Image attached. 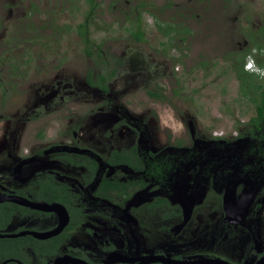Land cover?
<instances>
[{"label":"flooded vegetation","instance_id":"flooded-vegetation-1","mask_svg":"<svg viewBox=\"0 0 264 264\" xmlns=\"http://www.w3.org/2000/svg\"><path fill=\"white\" fill-rule=\"evenodd\" d=\"M231 2L219 15L230 29L226 55L238 72L255 48L264 68L262 12ZM190 20L163 28L193 40ZM94 77L89 84L108 92L105 75ZM188 122V137L158 149L150 123L127 119L115 128L144 143L102 152L41 133L0 142V264H264V131L247 122L232 139L200 138Z\"/></svg>","mask_w":264,"mask_h":264},{"label":"rangeland","instance_id":"rangeland-1","mask_svg":"<svg viewBox=\"0 0 264 264\" xmlns=\"http://www.w3.org/2000/svg\"><path fill=\"white\" fill-rule=\"evenodd\" d=\"M236 1L254 6L264 18V0H232L231 7ZM92 4L0 0V142L27 143L41 133L57 144L71 145L79 138L81 146L101 151L144 143L129 126L115 128L127 119L150 123L149 142L158 149L188 137V120L200 138L218 132L232 139L256 115L226 55L230 29L219 16L227 11L223 0ZM172 16L175 23H165ZM188 18L198 24L195 44L174 40L163 28ZM86 21L83 33L80 24ZM138 30L144 31L141 41L133 36ZM95 45H101L98 55ZM90 73L94 79L105 75L108 92L89 84ZM168 107L185 129L161 143L155 111ZM76 124L75 134L71 126Z\"/></svg>","mask_w":264,"mask_h":264},{"label":"trees","instance_id":"trees-1","mask_svg":"<svg viewBox=\"0 0 264 264\" xmlns=\"http://www.w3.org/2000/svg\"><path fill=\"white\" fill-rule=\"evenodd\" d=\"M92 4V0H89ZM93 7L97 5V3L92 4ZM144 5V4H142ZM88 24V21H86V24H80V29H82L83 33H86V26ZM133 36L138 39V40H143L144 39V31L138 30L135 33H133ZM95 52L100 54V47L101 45H95ZM91 54L92 52L89 51ZM237 74V79L241 83V93L243 96L248 98L252 103H255V109H256V115L251 118L250 123H254L257 126V131H264V83L262 82H255L252 83L251 79L249 81H246V77H251L253 74H251L248 71L244 70V67L239 69ZM101 82L105 81V78H100ZM246 81V82H245ZM90 82V80H89ZM91 83V82H90ZM252 91V93H251ZM153 96L157 95V92H150ZM262 124V125H261Z\"/></svg>","mask_w":264,"mask_h":264},{"label":"clouds","instance_id":"clouds-1","mask_svg":"<svg viewBox=\"0 0 264 264\" xmlns=\"http://www.w3.org/2000/svg\"><path fill=\"white\" fill-rule=\"evenodd\" d=\"M257 52L258 50L253 48L249 56L246 57L244 70L260 79H264V68H260L255 62V55ZM155 118L160 130L159 140L161 143H167L169 135L175 137L183 134L185 125L183 121L176 116L174 109L168 107L163 110H157L155 111Z\"/></svg>","mask_w":264,"mask_h":264},{"label":"water","instance_id":"water-1","mask_svg":"<svg viewBox=\"0 0 264 264\" xmlns=\"http://www.w3.org/2000/svg\"><path fill=\"white\" fill-rule=\"evenodd\" d=\"M62 263H64V259H61L59 263L57 262V264H62Z\"/></svg>","mask_w":264,"mask_h":264}]
</instances>
